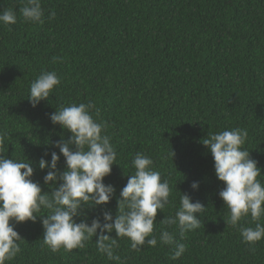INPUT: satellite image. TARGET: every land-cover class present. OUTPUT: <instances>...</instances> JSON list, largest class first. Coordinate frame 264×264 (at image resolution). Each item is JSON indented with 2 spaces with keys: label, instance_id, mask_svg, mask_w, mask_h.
<instances>
[{
  "label": "trees",
  "instance_id": "1",
  "mask_svg": "<svg viewBox=\"0 0 264 264\" xmlns=\"http://www.w3.org/2000/svg\"><path fill=\"white\" fill-rule=\"evenodd\" d=\"M23 6L22 0H0V12L11 9L17 18L0 24V130L8 134L3 155L28 159L31 179L50 195L55 185H44L47 170L38 161L59 154L52 142L70 133L49 114L91 101L117 154L104 177L115 193L107 205H84L77 222L102 220V210L120 214L117 199L135 172L137 152L152 159L171 192L169 204L157 210L155 247L132 249L130 239L113 230L106 234L117 240L119 261L97 250L95 235L82 249L52 252L38 217L14 224L21 251L5 264H264V238L250 248L239 228L256 222L250 216L236 227L225 222L229 210L218 195L224 184L202 144L211 134L246 129L242 147L264 173V0H41L43 23L24 22ZM42 71H55L60 84L33 107L27 96ZM64 167L61 155L58 168ZM257 179L264 185V174ZM183 193L206 208L198 214L200 227L181 236L161 220L175 215ZM259 222L264 225V217ZM162 229L185 245L180 258L172 259L175 244L161 243Z\"/></svg>",
  "mask_w": 264,
  "mask_h": 264
},
{
  "label": "clouds",
  "instance_id": "2",
  "mask_svg": "<svg viewBox=\"0 0 264 264\" xmlns=\"http://www.w3.org/2000/svg\"><path fill=\"white\" fill-rule=\"evenodd\" d=\"M22 2L24 6L19 11L24 22L43 23L41 0ZM16 20L13 10L0 12V24L10 26ZM59 84L60 78L55 71H42L30 85L27 96L30 104L35 107L40 101L47 100ZM93 109L95 105L90 101L61 106L49 114L53 125L59 124L70 133L67 139L62 136L52 142L59 154L52 151L50 160L42 156L38 161L39 168L47 170L44 185H55L50 195L31 179L34 169L28 159L14 160L3 155L8 148L5 143L8 134L0 130V264L12 260L21 251L17 243L21 237L14 230V224L35 222L38 217L43 227V243L52 252L61 248L66 251L82 249L95 235L97 250L109 260L119 261L120 257L114 254L117 240L106 234L113 230L115 237L129 238L132 249L145 243L152 247L157 245L156 237L152 236L154 222L157 210L162 211L169 204L171 189L168 181L162 180L161 174L152 169V159L140 152L131 162L135 172L128 175L117 199L120 214L113 216L110 210H102V220L93 217L90 224L86 219L79 222L75 219L84 215V205L89 208L107 205L115 193V187L105 184L104 177L111 173L117 154L110 136L105 134L107 123L94 119ZM94 114L98 116L99 110L96 109ZM247 137L246 129L233 128L209 135L202 144L212 155L217 179L224 184L218 193L229 210L228 219L224 221L236 227L242 218L250 216L256 222L254 228L239 226L242 241L251 248L264 238V225L259 222L264 217V185L257 179L264 173L250 158L249 151L242 147ZM61 155L65 165L63 171L58 168ZM190 187L197 190L199 182L193 181ZM205 208L183 193L175 215L164 217L161 223L169 227L175 225L183 236L200 227L198 214ZM42 209L48 210V214L39 215ZM149 236L151 238L147 239ZM160 241L163 245L175 244L174 260L186 250L185 245L176 243L173 234L167 230H161Z\"/></svg>",
  "mask_w": 264,
  "mask_h": 264
}]
</instances>
